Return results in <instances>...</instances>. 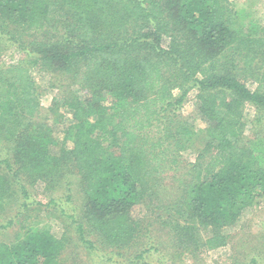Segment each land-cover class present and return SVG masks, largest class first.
<instances>
[{"label": "trees", "instance_id": "1", "mask_svg": "<svg viewBox=\"0 0 264 264\" xmlns=\"http://www.w3.org/2000/svg\"><path fill=\"white\" fill-rule=\"evenodd\" d=\"M0 21L17 41L16 30L44 23L64 29L30 40L29 56L0 69V214L15 187L25 198L19 203L24 210L0 223V230L16 224L13 238L0 240V264H64L63 249L72 243L70 228L57 236L23 216L27 200L40 202L21 179L32 184L63 172L79 177L85 225L97 237L87 239L79 223L76 232L90 251L96 241L119 249L139 236L131 209L157 196L165 172H172L167 178L174 191L166 209L183 223L171 215L166 220L194 231L190 240L202 250L226 244L223 229L264 198V138L256 132L246 139L241 116L246 103L264 116V24L243 16L233 2L0 0ZM33 66L70 78L73 88L54 94L49 106L70 115L62 141L35 119L45 117ZM245 77L253 78L254 88ZM192 89L203 124L195 131L177 113ZM192 148L196 158L187 168L182 152ZM49 205L63 212L53 197ZM262 221L257 233L264 235ZM200 228L209 234L194 239ZM250 261L264 264L254 256Z\"/></svg>", "mask_w": 264, "mask_h": 264}, {"label": "rangeland", "instance_id": "2", "mask_svg": "<svg viewBox=\"0 0 264 264\" xmlns=\"http://www.w3.org/2000/svg\"><path fill=\"white\" fill-rule=\"evenodd\" d=\"M233 2L241 11V14L248 19L264 24V0H229ZM2 22L0 21V24ZM1 26L0 32V69L4 67L22 62V59L29 56L27 49L29 41L32 39H40L42 35H47L53 38L51 34L58 36L63 33V27H55L43 24L39 28H29L26 31L16 30V36L19 41L9 37L7 30ZM14 32V30H10ZM32 78L38 88V98L41 105L40 116L35 119H41V122H47L52 129L49 134L58 141L64 140L63 129L70 115L64 109H59L56 112H49L51 98L56 93H63V89L70 90V78L68 81L63 78L60 73H52L49 70L40 69L38 66H33L30 70ZM246 84L255 87V83L251 79L245 77ZM73 88V87H72ZM77 88V87H76ZM75 88V90H76ZM81 89V87L79 86ZM177 94V91H174ZM80 96L82 92H77ZM196 90L189 91L187 98L183 101L177 113L183 118L193 130H198L203 127L195 115L193 107V99ZM243 136L246 139L253 138L256 132L264 138V116L256 109L253 104L246 103L242 108ZM258 116L260 119L257 120ZM46 120V121H45ZM261 130V131H257ZM57 141V146L59 142ZM71 147V144H66ZM197 151L195 148L182 152V165L189 168L191 162L196 158ZM182 173H186L183 169ZM172 172H165L163 175V184L157 188V196H149L140 204L134 205L131 209L132 215L139 219L141 224V232L139 236L127 246L119 249L109 248L100 242H94L95 248L90 251L80 243V232H76L77 223L81 224L86 238L93 239L97 235L87 229L83 211L85 205L83 203V193L78 188L79 177L75 173L63 172L61 175L57 173L51 179H38L36 182L29 184L26 180L21 179L31 198L40 203L27 200L28 207L24 211V215H28L30 224L38 227H48L50 231L57 236H60L64 230L70 228L72 243L63 249L62 258L64 264H252L251 257L264 263V235L257 233L262 230L264 218V198L251 209L244 211L241 218L231 226L223 229V233L228 235L226 244L217 247L216 249L202 250L193 246L189 232L182 229L174 228V223L166 220L167 215H171L173 219L180 221V217L175 210H167L166 205L172 203L174 199V191L169 182L167 175ZM26 173H23V176ZM61 176L59 182H53L52 179ZM65 179L66 182H65ZM167 187L165 191L164 186ZM71 189L72 191H69ZM169 191V192H168ZM71 198L66 199L67 194ZM29 195V196H30ZM53 197L58 206L63 207V212H60L57 206L49 205V199ZM23 198L18 187L14 188L13 199L7 205V211L0 214V223H4L9 218H12L16 211L21 209L19 203ZM28 199V198H26ZM163 205V206H162ZM19 217L16 218L18 220ZM16 226V224H15ZM15 226H7L0 230V240H9L14 236ZM18 227V224H17ZM67 232H69L67 230ZM208 231L197 229L195 237L203 238ZM140 256V257H138Z\"/></svg>", "mask_w": 264, "mask_h": 264}]
</instances>
